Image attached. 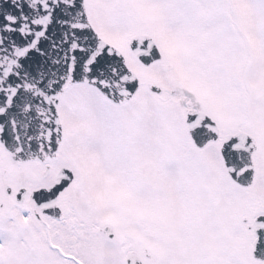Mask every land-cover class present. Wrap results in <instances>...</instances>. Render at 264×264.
<instances>
[{"label":"snow or ice","instance_id":"snow-or-ice-1","mask_svg":"<svg viewBox=\"0 0 264 264\" xmlns=\"http://www.w3.org/2000/svg\"><path fill=\"white\" fill-rule=\"evenodd\" d=\"M0 264H264V0H0Z\"/></svg>","mask_w":264,"mask_h":264}]
</instances>
